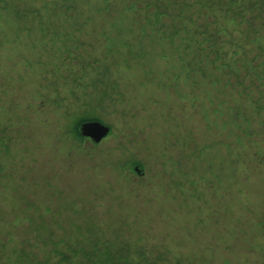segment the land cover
I'll list each match as a JSON object with an SVG mask.
<instances>
[{"label":"rangeland","instance_id":"rangeland-1","mask_svg":"<svg viewBox=\"0 0 264 264\" xmlns=\"http://www.w3.org/2000/svg\"><path fill=\"white\" fill-rule=\"evenodd\" d=\"M126 2L0 0V264H264V0Z\"/></svg>","mask_w":264,"mask_h":264},{"label":"trees","instance_id":"trees-1","mask_svg":"<svg viewBox=\"0 0 264 264\" xmlns=\"http://www.w3.org/2000/svg\"><path fill=\"white\" fill-rule=\"evenodd\" d=\"M126 3L131 9H133L132 11L135 12V9L137 8L135 0H127ZM240 6H242V9H241L242 12H246L247 11V12L253 13L249 1H247V2L242 1ZM197 10H200V9H196L195 11H197ZM196 16H197L199 22L200 21H201V23H205L206 22V19H204L205 16H203L202 14H200V17H199V15H196ZM246 16H249V15H246ZM257 18H258V16H256L255 13L251 14L249 16V20L247 21V23L245 24V22H244L242 24V25L245 26L243 28V30H242L243 33H251L253 36L250 39L249 38L247 39L246 37H245V40L239 39L238 42L234 43L235 44L234 46H237V45L239 46L240 45L242 47V48L235 49V53L234 54L240 52L243 49L242 52L244 54L240 55L241 56L240 58H238V56H237L238 54L234 55L233 58H232V60H234L236 62V65L239 63L238 65L240 67L236 66L237 68L235 70H233L232 65L230 63H226L225 66H224V68H226L224 70L229 71L228 75H230V74L234 75L235 74L234 76H235V78L237 80V83L239 85H241L242 86L241 88L243 89V91H246V92L251 90L250 87L247 86L248 84H246V78L255 76L257 79L263 80V77H264V59H263L264 55H261L259 52H257L256 55L251 56V58H247V56L250 57L249 55L253 53V51L252 50L250 51L249 49L253 46V44L255 45V43L257 42V37L260 36V34L262 33V32H257V31L254 30L253 25L255 26V29L259 27L258 24L256 23ZM206 26H207L206 24H205V26L202 25L203 32H202V34L200 36H198L196 34H193L192 37H196L199 40L200 39L201 40H205L207 37H211L210 33L208 32V30H205V28H207ZM223 30H226V29H223ZM259 30H260V28H259ZM237 33L240 34L239 31ZM213 34L214 33H212V35ZM240 35H242V34H240ZM201 36H203V37H201ZM234 41H237V40H234ZM247 42H249V43H247ZM228 44L229 43H227V45ZM256 48L259 51L261 50V48L258 45H257ZM200 49H202V48L200 47ZM246 49H248L249 52ZM217 50L218 49H214V45H210L209 44V46L204 48L203 51L201 52V53H203V52H206V53H204L205 58L201 57L199 59L200 62H202V63H206V62L207 63H211L210 61H214L217 58L219 60V55H218V51ZM245 51H247L248 53H245ZM261 57H263V58H261ZM261 59H263V60H261ZM257 60H260V61H257ZM243 68L245 69L244 71H243ZM259 68H261L260 72H258ZM251 70H252V72H251ZM251 82H252V78H251ZM77 136H79L81 138H84V137H82L79 134V131H78V135Z\"/></svg>","mask_w":264,"mask_h":264},{"label":"water","instance_id":"water-1","mask_svg":"<svg viewBox=\"0 0 264 264\" xmlns=\"http://www.w3.org/2000/svg\"><path fill=\"white\" fill-rule=\"evenodd\" d=\"M112 132V128L98 121L84 122L79 128V134L82 137L90 138L94 144H99L104 138L109 136ZM136 171L139 174L143 173V170L137 166Z\"/></svg>","mask_w":264,"mask_h":264}]
</instances>
